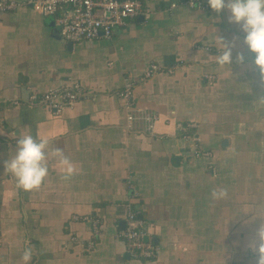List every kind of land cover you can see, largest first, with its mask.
<instances>
[{
    "label": "crops",
    "instance_id": "crops-1",
    "mask_svg": "<svg viewBox=\"0 0 264 264\" xmlns=\"http://www.w3.org/2000/svg\"><path fill=\"white\" fill-rule=\"evenodd\" d=\"M141 1L148 19L78 42L56 15L29 5L0 12V264H24L29 246V264H256L248 244L264 223V78L254 54L208 0ZM214 37L235 45L228 66L216 63ZM128 80L131 127L120 94ZM74 83L79 97L61 113L29 102ZM179 121L197 123V141L182 137ZM25 134L48 136L78 174L62 180L50 157L40 189H18L4 164ZM195 147L210 155L195 157ZM218 188L228 197L213 199ZM129 206L160 247L154 258L132 257L120 236Z\"/></svg>",
    "mask_w": 264,
    "mask_h": 264
},
{
    "label": "built area",
    "instance_id": "built-area-1",
    "mask_svg": "<svg viewBox=\"0 0 264 264\" xmlns=\"http://www.w3.org/2000/svg\"><path fill=\"white\" fill-rule=\"evenodd\" d=\"M188 3L192 7L207 6L203 0H188ZM22 5H29L43 15H56L61 34L73 42L92 40L99 36L110 37L129 17L143 15L148 19L151 16L150 9L144 7L141 0H0V12L12 11ZM158 69L157 64H151L143 77H149ZM79 88L78 83L70 87L49 88L41 94L32 93L29 102L46 106L54 113H61L75 103L79 97ZM133 89L134 81L128 80L120 93L125 101V107L130 112L129 127L135 117ZM14 102L19 104L20 101ZM157 118V114H147L151 127H154ZM177 126L183 134L182 137L191 142L197 141V133L193 131L197 128L196 122L179 121ZM194 152L195 157L210 155L207 149L201 147H195ZM76 218L81 217L77 215ZM101 225L99 219L94 220L92 226L94 233L99 231ZM120 236L125 240L127 249L134 258H154L160 251V247L150 238L144 218L133 207L129 206L127 209L125 227L121 230Z\"/></svg>",
    "mask_w": 264,
    "mask_h": 264
},
{
    "label": "clouds",
    "instance_id": "clouds-1",
    "mask_svg": "<svg viewBox=\"0 0 264 264\" xmlns=\"http://www.w3.org/2000/svg\"><path fill=\"white\" fill-rule=\"evenodd\" d=\"M209 6L216 13L227 10L229 23L240 26L244 33L243 43L248 51L254 54V64L258 66L264 78V0H208ZM219 45V54L215 55L220 67L232 63L234 43H229L223 37H214ZM242 53L236 54V60L243 63ZM48 136L25 134L16 140L15 154L5 161L4 168L16 180V187L26 192L39 190L49 174V158L59 167L61 179L69 181L78 174L76 164L70 160L62 149H50ZM213 199L228 197L226 188L212 191ZM248 247L256 255V264H264V223L257 229L255 237ZM33 256L32 248L26 247L22 254L24 264H29Z\"/></svg>",
    "mask_w": 264,
    "mask_h": 264
},
{
    "label": "water",
    "instance_id": "water-1",
    "mask_svg": "<svg viewBox=\"0 0 264 264\" xmlns=\"http://www.w3.org/2000/svg\"><path fill=\"white\" fill-rule=\"evenodd\" d=\"M142 16H143V15H142ZM142 16H141V17H142ZM142 18H143V17H142ZM123 225H125V221L122 223V226H123ZM123 227H124V226H123Z\"/></svg>",
    "mask_w": 264,
    "mask_h": 264
}]
</instances>
